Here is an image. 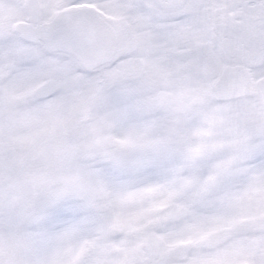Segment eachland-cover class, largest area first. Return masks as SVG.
I'll use <instances>...</instances> for the list:
<instances>
[{
    "label": "snow or ice",
    "instance_id": "6c2138e0",
    "mask_svg": "<svg viewBox=\"0 0 264 264\" xmlns=\"http://www.w3.org/2000/svg\"><path fill=\"white\" fill-rule=\"evenodd\" d=\"M0 264H264V0H0Z\"/></svg>",
    "mask_w": 264,
    "mask_h": 264
}]
</instances>
